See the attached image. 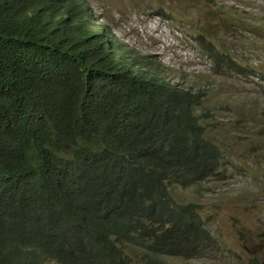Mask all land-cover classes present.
<instances>
[{"label": "trees", "instance_id": "1", "mask_svg": "<svg viewBox=\"0 0 264 264\" xmlns=\"http://www.w3.org/2000/svg\"><path fill=\"white\" fill-rule=\"evenodd\" d=\"M85 7L0 0V264H134L127 244L138 264L190 258L213 238L197 204L168 187L222 163L200 93L140 68L121 44L106 51Z\"/></svg>", "mask_w": 264, "mask_h": 264}, {"label": "rangeland", "instance_id": "2", "mask_svg": "<svg viewBox=\"0 0 264 264\" xmlns=\"http://www.w3.org/2000/svg\"><path fill=\"white\" fill-rule=\"evenodd\" d=\"M90 4L124 54L142 61L140 68L200 93L201 123L221 153V165L206 179L168 187L177 203L197 204L213 240L190 258L157 260L264 264V0ZM204 41L221 61L208 54ZM124 250L132 263L141 262L139 247Z\"/></svg>", "mask_w": 264, "mask_h": 264}, {"label": "clouds", "instance_id": "3", "mask_svg": "<svg viewBox=\"0 0 264 264\" xmlns=\"http://www.w3.org/2000/svg\"><path fill=\"white\" fill-rule=\"evenodd\" d=\"M85 2L86 7L83 8L82 13H84V17L86 20L84 22L87 27V31L89 32L90 36H92L96 40V42H98V44H100L106 51H111L112 54L116 55L117 48H115V44L120 45L121 43L115 40V36L111 28H109V26H106L102 21H99L98 15H96L93 11L90 0H85ZM98 29H101L103 31V34L100 33ZM124 52L125 49L122 51V55H125ZM42 259L44 260L45 258L43 257Z\"/></svg>", "mask_w": 264, "mask_h": 264}]
</instances>
